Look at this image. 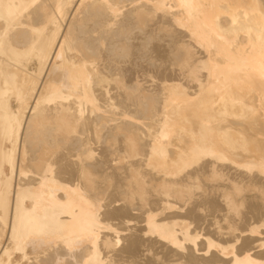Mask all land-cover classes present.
I'll use <instances>...</instances> for the list:
<instances>
[{
  "label": "bare ground",
  "instance_id": "bare-ground-1",
  "mask_svg": "<svg viewBox=\"0 0 264 264\" xmlns=\"http://www.w3.org/2000/svg\"><path fill=\"white\" fill-rule=\"evenodd\" d=\"M0 264H264V0H0Z\"/></svg>",
  "mask_w": 264,
  "mask_h": 264
},
{
  "label": "rangeland",
  "instance_id": "rangeland-1",
  "mask_svg": "<svg viewBox=\"0 0 264 264\" xmlns=\"http://www.w3.org/2000/svg\"><path fill=\"white\" fill-rule=\"evenodd\" d=\"M148 72H149V71H148ZM148 72H147V73H148ZM147 73H146V74H147ZM147 75H150V74L148 73ZM151 75H153V73H151ZM151 75H150V76H151Z\"/></svg>",
  "mask_w": 264,
  "mask_h": 264
}]
</instances>
